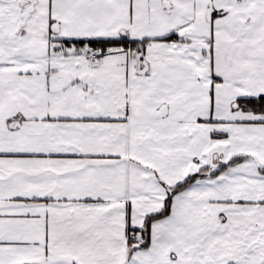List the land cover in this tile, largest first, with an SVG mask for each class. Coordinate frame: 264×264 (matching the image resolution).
<instances>
[{
	"label": "snow or ice",
	"instance_id": "obj_1",
	"mask_svg": "<svg viewBox=\"0 0 264 264\" xmlns=\"http://www.w3.org/2000/svg\"><path fill=\"white\" fill-rule=\"evenodd\" d=\"M0 264H264V0H0Z\"/></svg>",
	"mask_w": 264,
	"mask_h": 264
}]
</instances>
